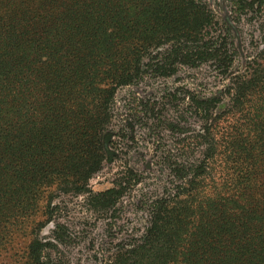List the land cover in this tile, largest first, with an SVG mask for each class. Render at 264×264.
<instances>
[{"label": "trees", "instance_id": "1", "mask_svg": "<svg viewBox=\"0 0 264 264\" xmlns=\"http://www.w3.org/2000/svg\"><path fill=\"white\" fill-rule=\"evenodd\" d=\"M219 2L230 22L210 0H0V232L31 234L22 264H59L65 225L39 233L57 197L86 195L108 213L143 183L128 167L112 187L90 185L109 158L118 91L204 65L219 91L180 88L201 155L171 163L172 188L140 194L143 232L101 261L264 264V49L236 68L234 37L244 21L264 31V0Z\"/></svg>", "mask_w": 264, "mask_h": 264}, {"label": "rangeland", "instance_id": "2", "mask_svg": "<svg viewBox=\"0 0 264 264\" xmlns=\"http://www.w3.org/2000/svg\"><path fill=\"white\" fill-rule=\"evenodd\" d=\"M218 18L229 21L230 13L219 0H210ZM234 37L241 52L236 68H244L258 58L264 49V31L247 22L234 26ZM223 86L212 69L204 65L197 69L182 68L171 78L151 80L140 86L121 88L117 93L116 117L106 138L109 158L103 169L90 182L94 191L113 186L121 171L133 168L144 176L117 206V211L101 213L87 203V196L60 195L52 222L39 231L44 239L53 235L55 222L65 225L67 236L54 252L59 264H102L119 242H128L130 234H141L145 220L137 198L142 192L152 193L173 187L170 165L175 161H194L201 155L196 135L201 121L191 113L183 90H197L211 95ZM43 219V218H42ZM0 232V264H22L31 234L18 235L9 228ZM30 233V232H28ZM106 261V260H104Z\"/></svg>", "mask_w": 264, "mask_h": 264}]
</instances>
